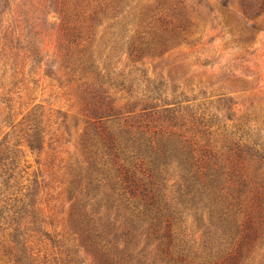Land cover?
Masks as SVG:
<instances>
[{
    "label": "trees",
    "instance_id": "16d2710c",
    "mask_svg": "<svg viewBox=\"0 0 264 264\" xmlns=\"http://www.w3.org/2000/svg\"><path fill=\"white\" fill-rule=\"evenodd\" d=\"M25 1L22 9L32 2ZM22 9L25 29L15 36L7 26L0 44V59L11 65L15 85L29 81L26 75L32 77L36 59L28 54L39 35V25ZM172 10L179 18L175 24L164 17ZM103 25L114 34L97 44L95 31ZM191 26L192 20L172 0H66L64 66L69 84L77 85L88 124L86 160L75 170L82 179L69 190L70 200L74 190L82 198L73 206L68 227L80 247L96 252L104 264L128 263L125 256L113 254L107 240L117 220L97 217L103 208L110 213L117 207L109 199H97L103 180L124 205L119 216L129 226L122 233L126 243L132 245L130 237L139 233V239L148 241L142 252L157 244L164 255L161 263L171 264L174 260L168 263L167 258L176 257L178 264H264V123L222 117V100L216 109L212 104L204 108L168 102L160 86L149 81L142 91H134L132 84L113 82L100 67L103 55L111 61L118 50L139 59L167 53L181 45ZM18 40L27 41L26 47ZM120 93L128 97H118ZM42 116L37 108L13 126L19 128L15 137L24 134L32 153L43 150L42 134L49 126L44 127ZM6 143H0V261L48 264L42 239L57 246L36 198L38 183L27 179L29 184L20 186L24 170L16 171L24 157L23 143ZM83 164L87 166L81 169ZM84 181L89 182L81 190ZM171 195L183 211L167 208ZM190 218V229L201 234L199 252L188 247L183 224Z\"/></svg>",
    "mask_w": 264,
    "mask_h": 264
},
{
    "label": "rangeland",
    "instance_id": "374dc122",
    "mask_svg": "<svg viewBox=\"0 0 264 264\" xmlns=\"http://www.w3.org/2000/svg\"><path fill=\"white\" fill-rule=\"evenodd\" d=\"M147 1L158 4L160 0ZM23 2L26 1L0 0L1 45L5 43L3 35L7 26H11L10 30L15 31V36L19 29H25L20 17ZM172 2L192 20L189 34L183 37L180 46L167 53H147L142 59L130 57L118 50L111 61H107L105 55L102 56L101 69L105 67L104 72L113 82L132 84L134 91H142L144 83L149 81L160 86L161 94L164 93L162 98L168 102H181L183 107L204 108L212 104L216 109L222 100V117L234 120L248 117L252 121L256 120L259 125L264 123V0ZM22 10H27L33 17V25H39L35 29L39 33L34 46L36 52L33 49L28 54L34 55L36 63L32 77H25L30 82L15 85L11 77V65L4 66V61L0 59V143L5 139L6 145L10 147L17 139L23 143L21 149H24V157L16 172L24 170L21 173L24 179L17 181L20 186L28 185L27 179L38 183L36 190L39 196L36 198L42 202L40 207L48 223L47 231L57 246L52 248L49 241L42 239L44 244L41 246L48 250V264H104V259L96 252L80 247L68 227L73 206L82 198L74 190L75 198L70 200L69 190L72 184L76 189L82 179H79L75 170L86 160L84 148L88 124L77 85L69 84L64 66L66 0H32ZM164 17L174 24L179 19L173 10ZM111 33L114 34V31L103 25L96 29L94 40L97 44L100 40L107 42ZM18 41L22 47H26L27 41ZM28 70L29 67L26 68ZM18 80H22L21 77ZM120 96L128 97L126 93L118 94ZM127 102L128 99L122 103ZM37 108H40L43 115L41 120L44 127L46 124L49 127L42 134L43 150L32 153L24 144V134L15 137L19 128L17 130L13 126ZM86 166L81 165V169ZM88 182L81 184V190H84ZM109 185V182L102 181L97 199H109L117 207L110 213L103 208L97 217L106 214L110 222L117 220L114 228L116 232L112 229L113 234L107 238L112 243L111 248H114L113 254L125 256L128 264H166L161 263L164 255L161 257L157 244L142 252L148 241L146 237L139 239V233L130 237L132 245L126 243L122 233L129 226H124L125 220L119 216L125 212L124 205L115 188ZM169 197V200L166 199L167 208L183 211L176 196ZM192 221L190 218L183 225L187 228L190 251L199 252L201 234H195L196 229H190ZM167 259L168 263L174 260L171 264H178L176 257ZM0 264L5 263L0 261Z\"/></svg>",
    "mask_w": 264,
    "mask_h": 264
}]
</instances>
